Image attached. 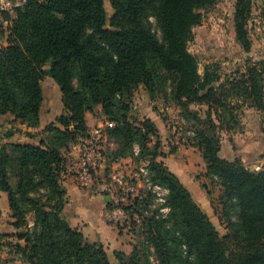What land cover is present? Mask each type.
Listing matches in <instances>:
<instances>
[{"label": "trees", "instance_id": "trees-1", "mask_svg": "<svg viewBox=\"0 0 264 264\" xmlns=\"http://www.w3.org/2000/svg\"><path fill=\"white\" fill-rule=\"evenodd\" d=\"M108 1L109 21L104 0H25L11 17L5 15L10 25L0 47V116L37 127L44 77L58 86L64 113L39 134L27 133L37 138L34 143L3 142L11 132L0 137V191L7 196L15 230L0 238L23 241L10 248L27 264H111L104 246L87 241L63 215L64 152L89 132L86 115L100 107L113 123L107 132L114 148L106 147V158H127L137 143V156H149L150 180L167 191L168 212L144 217L145 237L129 253L115 250L118 264H152L151 259L155 264H264V167L251 171L219 154L220 132L237 125L233 100L264 111V61L220 83L216 66L199 73L188 44L201 10L214 0ZM250 9V0H238L234 12L236 40L245 50ZM149 16L158 22L159 39L147 24ZM139 86L150 100L168 87L172 103L190 121L191 137L184 144L199 151L204 176L221 188L220 216L230 234L219 236L189 190L157 160L164 152L155 123L133 113ZM192 105L206 106L204 117ZM149 198L151 193L135 198L129 215Z\"/></svg>", "mask_w": 264, "mask_h": 264}, {"label": "rangeland", "instance_id": "rangeland-1", "mask_svg": "<svg viewBox=\"0 0 264 264\" xmlns=\"http://www.w3.org/2000/svg\"><path fill=\"white\" fill-rule=\"evenodd\" d=\"M237 1L214 0L212 5L202 9L201 23L192 29V39L188 44L189 52L198 60L199 73L202 74L206 67L216 66L219 75L218 83L227 78H236L239 76V72H242L249 64L264 61V2L263 0H250L251 9L246 24L249 48L245 50L236 40L234 28V12ZM104 6L109 21L113 9L108 0H104ZM147 24L156 37L161 38L159 25L154 16L148 17ZM42 89V118L48 122L63 114L64 109L60 91L49 77L43 78ZM137 91L138 89L135 92L137 96L139 93L143 94ZM135 93L132 103L133 113L141 118L140 109L147 111L151 109L157 116L155 120L160 126L161 132L159 135L160 151L164 152V157H158L157 160L162 161L169 170L178 171L179 176L192 190L197 203L202 205L201 207L207 212V216L219 236L224 237L230 234L225 221L220 216L218 197L221 194V188L204 176L205 165L199 151L184 144L191 137L189 132L190 121H186L183 113L180 115L179 109L172 103L169 97V88L166 87L163 93H157L153 100L148 97L147 103L140 107L139 102L136 101L137 98H141V95L135 97ZM144 94L147 95L146 92ZM232 105L235 107L237 125L228 132H220L221 149L219 154L227 160H238L251 171H259L264 167V111L257 110L243 100H233ZM190 108L197 110L202 117H204L207 109L204 105H192ZM99 115L98 111L92 113L93 117H99ZM1 120L0 137L3 138L5 133L11 132L9 139L4 138L3 142L25 143L20 139H32L27 133L25 134L19 129L18 124L11 121V117H2ZM32 140L35 141L37 138ZM153 140L152 138V144L154 143ZM74 144L69 147L67 152H64L66 162L62 182L63 176L65 178L67 173L68 153ZM138 152L139 146L136 143L133 145V155L129 157L115 162L106 158L105 165L93 173L92 182L87 184L92 189L95 185V188H103L102 197L109 198L107 201L109 202V211L106 219L111 224L118 223L119 229L125 232L130 251L133 245L141 243L145 237L143 235V230L145 232L144 217L151 216L155 211L164 215L168 212V208L164 204L167 191L161 185L150 180L149 156H137ZM164 158L165 160H163ZM76 182L80 183L78 180ZM149 193L152 194V198H149L146 204H137L135 206L136 213L133 214V217L130 216L128 211H132L131 207L135 205L134 199L139 198L141 200L146 198ZM0 200L3 202L1 206L5 208V202L8 206L6 194L5 200L4 197ZM9 214L11 223L13 219L10 210ZM26 219L28 225L32 226L33 215L28 214ZM17 242L20 245L23 244V241H17L14 236L0 238L2 244L0 264H27L10 248V244L14 245ZM111 248H104L108 259L111 264H118ZM151 261L152 264H155L153 259Z\"/></svg>", "mask_w": 264, "mask_h": 264}, {"label": "crops", "instance_id": "crops-1", "mask_svg": "<svg viewBox=\"0 0 264 264\" xmlns=\"http://www.w3.org/2000/svg\"><path fill=\"white\" fill-rule=\"evenodd\" d=\"M6 35H7V32L4 33L2 37H0V47L6 45V42H7ZM138 91L143 93V94H140V93L138 94V96L141 95V98H137V101H136V102H139V107H140V106H143L144 103H147L148 95L144 94L146 91L143 88V86H139ZM136 96L137 95L135 93V97ZM97 111L100 114L99 117L98 116L93 117L92 113H87L86 115V123L89 126V128L91 126H94L95 123L99 124L105 121L104 117L101 115L100 107H97L94 112L97 113ZM140 111H141L140 113L142 114L141 118L146 117V118L151 119L155 123L157 129L160 132V126L155 120V117H157L155 112L151 109H149V111L145 109L144 110L140 109ZM2 117H7V116H0V128L2 124V120H1ZM53 120H50L48 122L43 120L42 107H41L40 122L37 127L31 128L25 125H18V127L25 134L31 133V134L37 135L42 131V129H44V127L47 124H49ZM159 135H161V132L159 133ZM20 141L29 143V142H32L33 140L29 138H25L22 140L20 139ZM109 147L110 149H113L114 145L110 144ZM68 155L69 157H68L67 166L71 161H75L78 158V150L75 148L74 145L72 146L70 153H68ZM163 160H165V158ZM170 171L179 178L181 183L189 190L194 201L197 203L196 201L197 199H195L196 197L193 195L192 190L184 182L182 177L179 176L178 171H174V170H170ZM62 183L66 190V195H67V203L64 207L63 215L65 216L66 220L69 222L70 226L78 229L84 235V237L87 238L89 242H99L104 246V248L112 247L111 250L113 252L115 250H119L125 253H129L130 246L127 242V236L125 232L119 230L114 224H111L106 219L107 213L109 211L107 207V201L109 200V198L102 197L101 192L103 188H95L96 187L95 185L92 189L90 188V186H87L88 183L80 184L76 182L74 177L68 174L65 175V178ZM102 186H99V187H102ZM194 191L196 193V190ZM2 197H4V200H5V194L2 191H0V199ZM2 204L3 202L2 200H0V235L1 234H12L14 232V229L10 225L11 218L9 214V209H8L6 202H5V208L1 206ZM197 204L203 210V212L207 215V212H205V210L201 207L202 205H200L199 203ZM21 245L23 246V244Z\"/></svg>", "mask_w": 264, "mask_h": 264}, {"label": "built area", "instance_id": "built-area-1", "mask_svg": "<svg viewBox=\"0 0 264 264\" xmlns=\"http://www.w3.org/2000/svg\"><path fill=\"white\" fill-rule=\"evenodd\" d=\"M25 0H0V32H5L10 25V18L15 9L22 6ZM113 126L109 120L95 124L85 135L77 139L75 148L78 150V158L71 161L67 166L66 175H70L80 183L87 184L92 182L93 173L105 165L106 147L111 143L108 140L107 130ZM64 179V176H63Z\"/></svg>", "mask_w": 264, "mask_h": 264}, {"label": "water", "instance_id": "water-1", "mask_svg": "<svg viewBox=\"0 0 264 264\" xmlns=\"http://www.w3.org/2000/svg\"><path fill=\"white\" fill-rule=\"evenodd\" d=\"M107 200H108V198H107Z\"/></svg>", "mask_w": 264, "mask_h": 264}]
</instances>
